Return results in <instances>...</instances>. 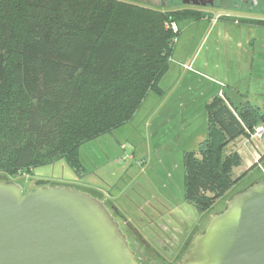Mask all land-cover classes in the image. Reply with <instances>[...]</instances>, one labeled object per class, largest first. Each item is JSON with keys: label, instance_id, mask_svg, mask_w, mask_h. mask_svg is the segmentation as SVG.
Returning a JSON list of instances; mask_svg holds the SVG:
<instances>
[{"label": "trees", "instance_id": "1", "mask_svg": "<svg viewBox=\"0 0 264 264\" xmlns=\"http://www.w3.org/2000/svg\"><path fill=\"white\" fill-rule=\"evenodd\" d=\"M174 20L175 12L122 0H0V138L16 116L12 129L29 138L6 158L0 151V180L57 160L83 170L85 142L132 120L150 92L164 93ZM206 113L198 154H184V199L200 213L237 192L232 170L242 159L225 153L228 144L264 125L259 108L218 94Z\"/></svg>", "mask_w": 264, "mask_h": 264}, {"label": "rangeland", "instance_id": "2", "mask_svg": "<svg viewBox=\"0 0 264 264\" xmlns=\"http://www.w3.org/2000/svg\"><path fill=\"white\" fill-rule=\"evenodd\" d=\"M122 1L176 14L173 29L180 32L170 64L179 63L176 69L180 70L165 75L166 97L148 94L132 120L85 142L80 148L83 170L76 172L57 160L35 167L29 175L12 176L10 181L28 191L46 184H70L76 178L79 188L95 184L106 192L114 190L111 199L120 195L117 206L140 228L161 216L167 221L180 216L192 224L202 215L184 199V154H198L207 137L206 104L220 91L234 106L249 103L264 114V23H248L245 15H226L225 10H214L212 15L209 8H188L198 14L187 17L186 8L168 0ZM21 94L19 110L27 100ZM16 121L17 116L7 121L1 134L0 151L5 158L16 143L29 140L12 129ZM253 134L238 137L225 149L227 154L238 152L242 159L232 170L234 177H241L237 191L264 176V131L261 137ZM229 197L219 200L211 211L223 209Z\"/></svg>", "mask_w": 264, "mask_h": 264}, {"label": "water", "instance_id": "3", "mask_svg": "<svg viewBox=\"0 0 264 264\" xmlns=\"http://www.w3.org/2000/svg\"><path fill=\"white\" fill-rule=\"evenodd\" d=\"M0 264H138L103 201L70 184L0 180ZM177 264H264V176L209 215Z\"/></svg>", "mask_w": 264, "mask_h": 264}, {"label": "flooded vegetation", "instance_id": "4", "mask_svg": "<svg viewBox=\"0 0 264 264\" xmlns=\"http://www.w3.org/2000/svg\"><path fill=\"white\" fill-rule=\"evenodd\" d=\"M169 3L179 5L182 8H209L211 14L214 10L228 11L226 15L240 13L245 15L248 23H264V0H168ZM190 10V9H189ZM192 10V9H191ZM206 13V11H204ZM209 12V11H207ZM208 14V13H207ZM209 12L210 17L212 16ZM222 15L221 13L217 16ZM238 22V21H236ZM93 196L104 202L120 228L127 236V240L134 252L138 264H177L182 256L192 246L194 237L205 229L208 217L213 210L201 213L202 217L198 222L189 223L180 216H174L170 221L164 216L158 219H149L148 224L140 228L130 215L122 211L116 200L111 199L110 193L91 190ZM222 210V209H221ZM221 210H217L219 212ZM215 211V210H214ZM207 217L206 222L202 221ZM144 218H141L143 221ZM175 222V224H174Z\"/></svg>", "mask_w": 264, "mask_h": 264}, {"label": "crops", "instance_id": "5", "mask_svg": "<svg viewBox=\"0 0 264 264\" xmlns=\"http://www.w3.org/2000/svg\"><path fill=\"white\" fill-rule=\"evenodd\" d=\"M176 50H177V48H175ZM173 64V65H172ZM179 64V63H178ZM177 64V62H173V63H171L170 64V69H169V71H171V70H174L175 72H177L178 70H180V68L179 69H176V68H178L179 67V65ZM178 65V66H177ZM172 66V67H171ZM183 75H181V77H182ZM165 77V76H164ZM164 77H163V79H164ZM163 79L161 80V82H160V85H161V87H162V90L164 91V93L163 94H160V93H157V94H160V97H162V99H163V97L165 98L166 96V88H165V86H164V82H163ZM150 93H152V92H150ZM149 93V94H150ZM154 93H155V91H154ZM219 93H221V91L219 92ZM219 93H218V95H219ZM212 100V99H211ZM210 100V101H211ZM209 102V101H208ZM165 103V100H164V102H163V104ZM244 104V103H243ZM242 104V105H243ZM142 105V104H141ZM259 126H262V125H259ZM44 182H46L45 180H43ZM47 182H49V181H47ZM52 183H55V182H52ZM60 183V182H59ZM46 185H48V184H46ZM70 185H75V186H78L79 184H78V181L76 180V178H73L72 180H71V183H70ZM78 187H80V186H78ZM82 189H90V190H99V191H103V189L104 188H102L101 186H97V185H95V184H86L85 185V187H83ZM105 193H110L111 195L113 194L114 195V190H112V192L113 193H111L110 191H108V192H106V191H104ZM116 194V193H115ZM113 195H112V197H113ZM118 197H120V195L119 196H117V198ZM116 198V199H117ZM115 199V198H114Z\"/></svg>", "mask_w": 264, "mask_h": 264}, {"label": "built area", "instance_id": "6", "mask_svg": "<svg viewBox=\"0 0 264 264\" xmlns=\"http://www.w3.org/2000/svg\"><path fill=\"white\" fill-rule=\"evenodd\" d=\"M167 27H171L173 29V26H175L173 23L171 25H166ZM176 31V30H175ZM263 131H264V128L263 126H258L254 129V134H253V137L254 136H258V137H261L262 134H263Z\"/></svg>", "mask_w": 264, "mask_h": 264}]
</instances>
